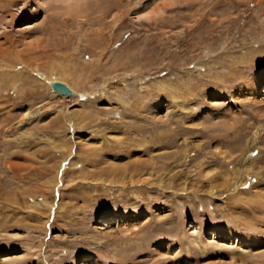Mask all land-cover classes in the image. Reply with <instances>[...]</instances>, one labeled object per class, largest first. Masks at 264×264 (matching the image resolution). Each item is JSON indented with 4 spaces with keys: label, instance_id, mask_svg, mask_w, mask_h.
<instances>
[{
    "label": "rangeland",
    "instance_id": "rangeland-1",
    "mask_svg": "<svg viewBox=\"0 0 264 264\" xmlns=\"http://www.w3.org/2000/svg\"><path fill=\"white\" fill-rule=\"evenodd\" d=\"M0 264H264V0H0Z\"/></svg>",
    "mask_w": 264,
    "mask_h": 264
},
{
    "label": "water",
    "instance_id": "water-1",
    "mask_svg": "<svg viewBox=\"0 0 264 264\" xmlns=\"http://www.w3.org/2000/svg\"><path fill=\"white\" fill-rule=\"evenodd\" d=\"M50 85H51V88L56 92H59L62 94H71L72 93V90L63 82L54 81V82H51Z\"/></svg>",
    "mask_w": 264,
    "mask_h": 264
},
{
    "label": "bare ground",
    "instance_id": "bare-ground-1",
    "mask_svg": "<svg viewBox=\"0 0 264 264\" xmlns=\"http://www.w3.org/2000/svg\"><path fill=\"white\" fill-rule=\"evenodd\" d=\"M67 1V0H66ZM54 81H58V80H56V79H53V80H49V82H48V84H49V86L51 87V82H54ZM64 83V82H63ZM68 85V84H67ZM69 88H71V87H69ZM52 89V88H51ZM256 92H257V90H255ZM52 92L54 93V94H56V95H62V93H59V92H56V91H54L53 89H52ZM75 94H76V92H75V90L73 89L72 90V93L71 94H67V96L68 97H73V96H75ZM252 151V149H250V152Z\"/></svg>",
    "mask_w": 264,
    "mask_h": 264
}]
</instances>
